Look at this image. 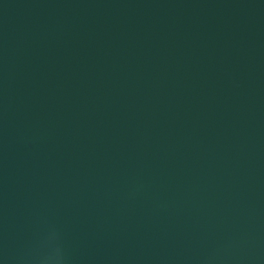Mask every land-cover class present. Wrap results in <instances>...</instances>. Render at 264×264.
Instances as JSON below:
<instances>
[{
	"label": "water",
	"instance_id": "1",
	"mask_svg": "<svg viewBox=\"0 0 264 264\" xmlns=\"http://www.w3.org/2000/svg\"><path fill=\"white\" fill-rule=\"evenodd\" d=\"M0 264H264V0H0Z\"/></svg>",
	"mask_w": 264,
	"mask_h": 264
}]
</instances>
